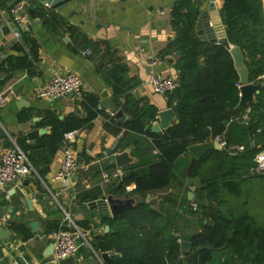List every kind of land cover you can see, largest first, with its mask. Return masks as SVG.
Segmentation results:
<instances>
[{
  "label": "trees",
  "instance_id": "16d2710c",
  "mask_svg": "<svg viewBox=\"0 0 264 264\" xmlns=\"http://www.w3.org/2000/svg\"><path fill=\"white\" fill-rule=\"evenodd\" d=\"M8 1L0 0L2 9H6ZM199 17L195 0H181L174 6L171 24L175 39L160 53V58L178 57L176 70L180 87L167 96L169 108L174 110L177 120L162 134L151 132L152 126L158 122L159 111L148 99L134 97L132 92L138 82L128 78L129 69L115 57L116 51L108 49L97 61L98 72L113 91L114 103L129 120L122 122L111 116L107 118L129 133L123 151L134 147L137 158L135 165L123 169L125 175L119 196L125 195V187L134 185L131 196L137 199L138 205L116 218L104 220L114 227L115 234H107L98 249L118 253L113 257V264H264V226L258 225L247 212L229 213L219 207L224 193L239 195L238 183L255 166L256 155L264 150V87L252 104L244 108L239 106L240 77L231 52L223 45L210 44L197 36ZM220 18L229 44L242 51L249 83H263V0H221ZM43 24L54 32L66 28L74 38L82 39L85 48L96 49L64 18L54 13L45 14ZM13 50L18 55L4 58L0 63L2 86L17 71L31 73L34 63L39 60L38 45L28 34L23 35V42L16 43ZM3 52L0 49V54ZM92 54L95 55L94 50ZM78 105L84 116L72 115L60 120L47 112L37 126L49 127L51 134L42 137L37 145L28 144L25 138L17 140V146L27 154L40 178L48 174L56 154L64 145L65 134L81 131L104 115L99 98L94 95L84 93ZM247 109L251 110L249 122L242 124ZM217 139L225 142L223 151H211L199 161L187 160L191 146ZM237 147H244V151L239 152ZM113 168L110 166L106 171ZM178 178L199 179L204 192L202 199L210 203L209 206L198 205V211H202L210 223L201 224V232L190 238L192 250L189 253L184 252L176 238L175 221L152 210L146 203L147 194L165 190ZM99 191L79 194L78 201L92 202L98 199ZM212 202H218L215 208ZM78 224L89 228L86 223ZM8 228L24 241L33 238L22 223L12 222ZM52 229L49 225L47 233Z\"/></svg>",
  "mask_w": 264,
  "mask_h": 264
},
{
  "label": "crops",
  "instance_id": "0c3cea01",
  "mask_svg": "<svg viewBox=\"0 0 264 264\" xmlns=\"http://www.w3.org/2000/svg\"><path fill=\"white\" fill-rule=\"evenodd\" d=\"M19 1L9 0L5 5L6 9H2L0 5V19L3 27L11 23L8 21L9 9ZM23 1L27 2L26 12L28 13V0ZM179 1L181 0H81L82 5L79 3L74 10H67L60 14L69 26L74 27L81 37L94 44L96 49L85 48L81 44L82 39L74 38L66 28L54 32L44 26L43 22L30 16L28 36L38 45L39 60L34 63V70L31 73L17 71L5 85H0V94H11L10 101L0 108V153L14 146L19 138L26 139V134L35 129L46 130L44 136H49L51 134L49 127L37 126L43 121L47 112L55 114L60 120L72 115H85L78 105V99L74 96L54 101L36 97L37 91L47 86L56 75L79 77L83 82L85 93L99 98L100 109H102L100 98L102 93L107 92L110 99L114 101L112 89L97 69V61L102 59L108 49L116 51L115 57L127 65L128 78L138 82L132 92L135 98L148 99L159 112L170 109L168 97L154 94L149 81L153 75L168 77L178 74L176 55L170 56L175 59L173 64L168 63L166 59L153 67L151 64L160 58V53L175 39L171 17L174 6ZM209 1L195 0V3L200 11H204ZM217 3L219 5L217 12L220 16L221 0H217ZM22 42L23 40L15 41L13 32L1 39L0 49L4 52L0 54V63L4 58L16 57L18 54L13 48L16 43ZM93 50L95 55L92 54ZM25 51H29L28 47H25ZM86 51L90 54H85ZM102 110L104 115H100L81 130L73 145L81 168L75 173L71 187H66L56 180L65 149L63 145L44 178L33 173L17 184H7L0 191V230L5 229L10 233V239L0 242V264H88L96 254L109 253L112 260L118 254L98 249L107 234H115L114 227L107 224L104 221L105 218H100L96 211L86 212L78 207V204L82 203L78 201L79 194L100 189L98 199L94 200L97 201L100 197L106 199L110 191L117 186L110 185L101 189L98 183L106 168L114 166L113 170L118 169L114 155L123 151L122 146L128 140L129 133L112 124L107 118V116L113 117L112 114ZM26 117H28L27 120H20ZM27 143L29 144L28 141ZM116 143H118L116 150L112 152ZM221 146L223 151L225 146L222 144ZM236 149L238 150V147ZM154 154L157 152L155 151ZM106 155L109 157L107 158ZM132 156L136 158L134 153ZM186 158L188 161L194 159L189 152ZM133 189H135L134 185ZM201 189L202 184L199 179L178 178L165 190L146 195V198L148 195L151 196L147 204L152 210L162 212L165 217L175 221L178 230L176 238L181 245L185 241L191 242L190 238L201 232V224L210 223L202 211L190 209L192 203L209 206L208 200L202 199L204 192ZM6 194L10 195V200L6 199ZM190 194L192 196L189 198ZM228 194H223L219 207L230 213ZM28 200L32 201V212L27 205ZM217 203L212 202V206L215 208ZM68 214L78 226V223L88 225L89 228L79 227L90 231V247L82 242L76 256L55 262L53 255L46 254L50 245L54 243L53 233L56 231V226H60ZM12 222L24 224L33 234V238L24 241L18 234L9 230L8 226ZM33 222L39 224L37 233L32 231ZM49 225L53 229L47 233ZM107 226L110 227L108 233L105 232ZM20 248L23 249L20 250ZM98 264L106 263L99 259Z\"/></svg>",
  "mask_w": 264,
  "mask_h": 264
},
{
  "label": "built area",
  "instance_id": "2783aa9c",
  "mask_svg": "<svg viewBox=\"0 0 264 264\" xmlns=\"http://www.w3.org/2000/svg\"><path fill=\"white\" fill-rule=\"evenodd\" d=\"M120 1V0H109ZM27 2L23 1L15 5L10 11L9 16L18 32H13V37L16 42L23 39L24 34H29L31 18L26 12ZM0 19V29L2 26ZM85 54H90L86 51ZM162 58L156 59L151 66L160 64ZM152 92L156 95L168 96L176 92L180 87L179 75L168 77L153 75L149 81ZM242 85L240 84L239 88ZM85 91L81 79L75 75H56L52 81L45 87L37 91L36 97L41 100L54 101L73 95L81 101ZM11 94H0V108H3L10 101ZM251 110H246V115L243 117L242 124H248L249 114ZM113 116V115H112ZM80 134V131H74L65 134L64 148L60 171L56 176V180L66 187L73 185L72 180L75 173L81 168L77 152L73 145ZM217 142L225 146L221 139ZM238 151H244V147H238ZM108 158L109 156L106 155ZM252 175L264 176V150H261L255 158V166L250 171ZM35 173L27 154L21 150L16 144L14 146L4 149L0 153V191L4 189L7 184H17L24 178ZM125 172L123 169H115L111 171H104L101 174V181L98 187L103 189L105 186H116L119 181L123 180ZM134 191L133 185L125 187V193L131 194ZM6 199L10 200V195L6 194ZM105 199V198H104ZM199 206L195 203L190 205L191 210H198ZM54 239V253L53 258L55 262L64 261L77 255L80 245L79 241H83L84 245L90 247L89 241L91 239L90 231L80 228L75 224L70 215H66L58 230L53 233Z\"/></svg>",
  "mask_w": 264,
  "mask_h": 264
},
{
  "label": "water",
  "instance_id": "95a60500",
  "mask_svg": "<svg viewBox=\"0 0 264 264\" xmlns=\"http://www.w3.org/2000/svg\"><path fill=\"white\" fill-rule=\"evenodd\" d=\"M82 5L81 0H28V13L33 19H37L43 22L45 14L54 13L60 16L64 11L74 10L76 6ZM219 5L217 0H210L206 10L200 11V17L198 19L196 34L202 40L209 42L210 44L223 45L230 50L231 55L235 62V67L240 77L241 87V100L240 107L244 108L255 101L256 95H258L261 89L264 87V82L258 85L249 83L248 68L245 66L244 57L239 47H234L229 44L226 37L225 30L221 23V18L217 12ZM76 14V13H74ZM72 16V15H71ZM63 18V17H62ZM8 21H12L11 17H8ZM11 32H18L16 25L11 22L9 26L2 27L0 29V40L8 36ZM23 39L21 38L20 41ZM168 63L173 64L174 58L168 56L165 58ZM73 96V95H70ZM101 108L110 112L117 121H128L127 117L121 109H118L117 105L112 99H110L107 92L100 95ZM79 114L80 111H78ZM177 116L173 109H167L158 113V122L152 126L151 132L153 134H162L169 130L176 122ZM46 134V130L35 129L26 134V139L30 145H37V140ZM118 143L112 148V152H115ZM254 147V145H253ZM66 149H64L65 151ZM134 147H129L120 153L114 155L115 165L118 169H125L131 167L137 163V159L132 156ZM213 150L221 151L222 146L219 142H206L198 145H193L188 149V152L199 161L206 156L208 152ZM122 181H119L117 186L110 191L109 196L104 199L100 197L99 200L91 202L90 204H78L80 209L86 212L96 211L100 218H116L120 213L128 209L134 208L138 205V201L131 195L117 196ZM192 196V194L189 195ZM151 196L148 195L146 203L150 201ZM27 205L32 212V201L28 200ZM32 231L37 233L39 231L38 222L31 224ZM110 227L107 226L105 232L108 233ZM10 239V233L8 230H0V242ZM182 247L185 253H189L192 250L191 242H183ZM23 248H20L22 250ZM54 253V245L51 244L48 250L47 256H51ZM99 259H102L106 264H112L113 260L109 253L96 254L95 258L91 259L88 264H98Z\"/></svg>",
  "mask_w": 264,
  "mask_h": 264
},
{
  "label": "rangeland",
  "instance_id": "374dc122",
  "mask_svg": "<svg viewBox=\"0 0 264 264\" xmlns=\"http://www.w3.org/2000/svg\"><path fill=\"white\" fill-rule=\"evenodd\" d=\"M236 190L239 191V195L228 194L230 212L235 214L247 212L258 225L264 226V176L252 175L248 171L244 174L241 183H238ZM82 242L78 243L80 248Z\"/></svg>",
  "mask_w": 264,
  "mask_h": 264
}]
</instances>
